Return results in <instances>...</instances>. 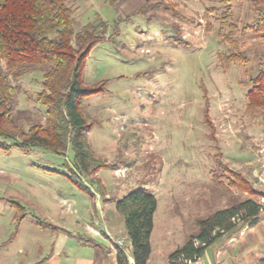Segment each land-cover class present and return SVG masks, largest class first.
<instances>
[{
    "label": "rangeland",
    "instance_id": "374dc122",
    "mask_svg": "<svg viewBox=\"0 0 264 264\" xmlns=\"http://www.w3.org/2000/svg\"><path fill=\"white\" fill-rule=\"evenodd\" d=\"M70 5L76 31L88 22L106 23L83 72L85 84L106 81L104 91L85 97L81 108L92 122L90 148L109 165L95 177H77L69 169L70 148L64 155L38 147L0 149V264H44L52 253H62L53 258L59 264H77L93 258L92 244L111 247L109 238H123L128 252L122 217L115 201L105 199L138 188L157 200L149 242L152 264H161L195 231L198 218L233 197H249L232 185L231 171L264 191V120L245 98L248 77L259 63L264 68V36L244 28L254 19L247 0L232 3L224 23V7L204 0ZM230 53L243 54L245 64L223 62ZM40 81V74H26L17 95V108L32 121L44 118L31 103ZM254 199L263 204L252 225L260 231L264 198ZM256 236L247 235V242Z\"/></svg>",
    "mask_w": 264,
    "mask_h": 264
},
{
    "label": "trees",
    "instance_id": "16d2710c",
    "mask_svg": "<svg viewBox=\"0 0 264 264\" xmlns=\"http://www.w3.org/2000/svg\"><path fill=\"white\" fill-rule=\"evenodd\" d=\"M70 1L75 0H0V149L9 152L15 147L28 152L38 147L64 155L70 148L73 168L69 166V169L73 176L95 177L99 168L109 164L98 160L90 148L87 132L92 122L83 114L81 103L85 97L104 91L106 81L85 84L83 72L91 48L105 37L106 23L102 20L88 22L76 31ZM106 1L114 8L120 4V0ZM204 1L224 7V23L230 5L245 0ZM247 1L254 19L244 28L264 36V0ZM230 60L245 64L241 53L224 55L223 62L229 63ZM28 73L41 75L40 89L35 92L31 103L42 110L43 121H32L26 110L17 108V95L23 92L22 78ZM246 84L249 86L245 93L246 107L258 112L264 120L263 65L259 63L256 73L248 77ZM207 111L208 108L205 121L213 139L214 124ZM229 175L232 185L249 197H233L226 206L198 218L195 231L169 253L168 264H186L201 256L224 233L255 223L263 204L254 197L264 198V191L256 189L238 172L231 171ZM74 181L86 189L80 181ZM105 200L115 201V209L123 220L129 251L115 247L112 258L108 256V246L92 244L94 264H147L156 197L146 188H138L116 200L109 196ZM257 264H264V259Z\"/></svg>",
    "mask_w": 264,
    "mask_h": 264
},
{
    "label": "crops",
    "instance_id": "0c3cea01",
    "mask_svg": "<svg viewBox=\"0 0 264 264\" xmlns=\"http://www.w3.org/2000/svg\"><path fill=\"white\" fill-rule=\"evenodd\" d=\"M154 217V216H153ZM106 233L110 232L107 227ZM257 234L255 243L247 242V235ZM107 237V234H104ZM124 237L126 238L125 231ZM219 244L215 247L214 253H207V249L198 258L187 262L186 264H257L259 260L264 259V227L260 231L252 225L236 227L219 238ZM127 243H129L127 241ZM111 244V242H110ZM111 249V247H109ZM62 253H52L53 257L46 260L44 264H59L53 258ZM114 258L115 253H110ZM130 262L132 257L128 254ZM77 264H94L93 258L78 259ZM147 264H152V253H150ZM161 264H168V257Z\"/></svg>",
    "mask_w": 264,
    "mask_h": 264
},
{
    "label": "built area",
    "instance_id": "2783aa9c",
    "mask_svg": "<svg viewBox=\"0 0 264 264\" xmlns=\"http://www.w3.org/2000/svg\"><path fill=\"white\" fill-rule=\"evenodd\" d=\"M109 239L111 242V249L115 250V247H119V248L124 249L123 248V246H124V239L123 238H109Z\"/></svg>",
    "mask_w": 264,
    "mask_h": 264
}]
</instances>
